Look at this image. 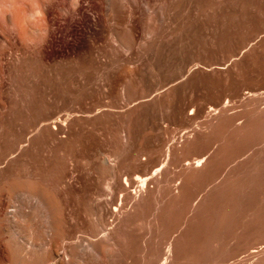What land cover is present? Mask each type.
<instances>
[{
    "label": "bare ground",
    "instance_id": "obj_1",
    "mask_svg": "<svg viewBox=\"0 0 264 264\" xmlns=\"http://www.w3.org/2000/svg\"><path fill=\"white\" fill-rule=\"evenodd\" d=\"M84 3L0 0V264H264V91L188 104L136 149L112 108L66 107Z\"/></svg>",
    "mask_w": 264,
    "mask_h": 264
},
{
    "label": "rangeland",
    "instance_id": "obj_2",
    "mask_svg": "<svg viewBox=\"0 0 264 264\" xmlns=\"http://www.w3.org/2000/svg\"><path fill=\"white\" fill-rule=\"evenodd\" d=\"M145 1L155 0H85L99 27L67 39L66 107L112 108L116 124L132 129L137 149L160 139L164 125L179 129L188 104L207 107L264 91V0H177L174 9L172 0H159L162 23L139 6ZM113 34L129 50L113 44ZM164 90L174 97L172 109L161 106Z\"/></svg>",
    "mask_w": 264,
    "mask_h": 264
}]
</instances>
